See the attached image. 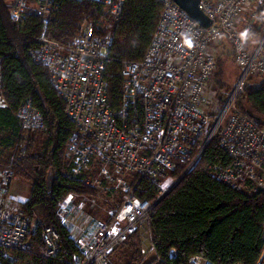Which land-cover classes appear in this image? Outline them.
Instances as JSON below:
<instances>
[{
  "label": "built area",
  "instance_id": "2783aa9c",
  "mask_svg": "<svg viewBox=\"0 0 264 264\" xmlns=\"http://www.w3.org/2000/svg\"><path fill=\"white\" fill-rule=\"evenodd\" d=\"M5 1L11 5L14 23L29 16L41 19L42 32L30 54L49 70L77 129L66 149L70 174L74 178L90 174L88 185L116 183L125 192L110 220L92 219L81 231L74 264H111L114 249L148 222L151 212L195 169L220 131L221 146L231 161L210 168L211 176L235 191H264V122L236 106L249 81L264 82V36L255 47L247 38L264 0H200L201 11L212 21L209 28L200 27L171 0H157L163 11L144 58L121 64L117 111L109 99L107 68L115 61L112 32L126 0H71L100 6L108 19L100 22L106 33L99 34L101 24L84 18L69 45L48 38L51 17L61 0ZM228 46L239 78L231 91L220 93L218 54ZM3 89L0 61V107L5 106ZM17 117L26 132L45 129L31 99ZM180 167L183 172L176 177ZM130 178L133 182L128 185ZM13 183V172L0 170V248L6 255L31 251L35 232L34 220L22 209L25 201L12 192ZM144 186L151 198L139 196ZM57 213L60 223L73 231L72 195L60 201ZM59 238L53 227L42 230V256H56ZM188 264L214 263L192 255Z\"/></svg>",
  "mask_w": 264,
  "mask_h": 264
},
{
  "label": "trees",
  "instance_id": "16d2710c",
  "mask_svg": "<svg viewBox=\"0 0 264 264\" xmlns=\"http://www.w3.org/2000/svg\"><path fill=\"white\" fill-rule=\"evenodd\" d=\"M10 10V3L0 0V61L5 101V106L0 107V145L11 151L6 158L0 154V170H11L15 181L32 187L22 209L37 223L32 236L33 249L6 255L0 248V264H74L77 238L69 226L60 223L58 205L68 195L95 197L96 191L85 182V177L74 178L70 174L71 160L65 154L77 129L67 115L66 103L51 81L49 70L36 63L30 54L42 32L41 19L29 16L16 24L11 20ZM162 11L157 0H126L121 19L112 32L111 55L115 61L107 68L109 99L116 111L121 97V64L144 58ZM84 18L99 25L108 16L98 5L61 0L58 12L51 17L48 38L62 45L71 44ZM98 33H106L103 24ZM256 34L264 35V1L248 37ZM218 61L216 85L223 88L219 58ZM29 99L42 114L45 129L26 136L17 114ZM236 106L264 122V82L259 88L247 86ZM230 161L221 146L220 131L195 169L151 212L147 224L154 260L145 262L140 229L116 247L110 259L122 249L128 256L127 264H188L192 255L214 264H259L264 252V191H235L216 181L210 168ZM183 169L180 167L174 175L179 177ZM145 187L138 192L139 196L151 198ZM46 227L56 229L60 237L57 254L51 258L42 256L41 232Z\"/></svg>",
  "mask_w": 264,
  "mask_h": 264
},
{
  "label": "rangeland",
  "instance_id": "374dc122",
  "mask_svg": "<svg viewBox=\"0 0 264 264\" xmlns=\"http://www.w3.org/2000/svg\"><path fill=\"white\" fill-rule=\"evenodd\" d=\"M106 15V14H105ZM103 21V20H100ZM264 35H254V37H247L251 42V45L254 47L256 46L263 38ZM218 58L220 59L221 63V70L223 72V88L220 89V93L222 92H229L235 85L237 79L239 78V70L235 63V56L233 54L232 48L228 46V49L221 51L218 54ZM262 84L258 78L249 81L250 88H259ZM26 136L35 134L36 132H25ZM39 147V146H38ZM0 154L3 157H8L11 154L9 149H5L0 145ZM66 155V154H65ZM67 157V156H66ZM68 158V157H67ZM87 176L84 178L85 182L87 183ZM91 177V176H90ZM133 179H128L127 184L131 185ZM92 188L96 191L95 197H76L73 196V210L81 211L84 218L89 219H98L102 221L110 220L112 214L117 210V208L123 202L125 192L123 189L119 188L116 183H102V185L97 186L95 183L89 184ZM32 187L22 181H15L13 183L12 192L14 195L20 196L22 201H27L28 197L30 196ZM37 219L32 221L34 230L36 227ZM140 232L143 239V251L145 255V262H152L155 258L153 248L151 249L150 243V234L148 231V224H144L140 228ZM76 233L73 232V236L76 237ZM128 256L125 250H117L114 257L111 258V264H127Z\"/></svg>",
  "mask_w": 264,
  "mask_h": 264
},
{
  "label": "water",
  "instance_id": "95a60500",
  "mask_svg": "<svg viewBox=\"0 0 264 264\" xmlns=\"http://www.w3.org/2000/svg\"><path fill=\"white\" fill-rule=\"evenodd\" d=\"M181 10L186 12L188 16L194 20L200 27L209 28L212 21L201 11L200 0H171Z\"/></svg>",
  "mask_w": 264,
  "mask_h": 264
},
{
  "label": "crops",
  "instance_id": "0c3cea01",
  "mask_svg": "<svg viewBox=\"0 0 264 264\" xmlns=\"http://www.w3.org/2000/svg\"><path fill=\"white\" fill-rule=\"evenodd\" d=\"M19 195V194H18ZM18 195H15L17 197H20ZM26 199V198H25ZM24 199V201H25ZM82 212L81 211H77L76 209L73 210V213H72V222L74 224V229H73V232L76 233V238L78 239L80 234H81V231L83 229H85L87 227V225L89 224V222L93 219H89V218H84L83 215H81ZM151 243V241H150ZM152 249V245L150 247ZM259 264H264V252L262 254V257L259 261Z\"/></svg>",
  "mask_w": 264,
  "mask_h": 264
}]
</instances>
